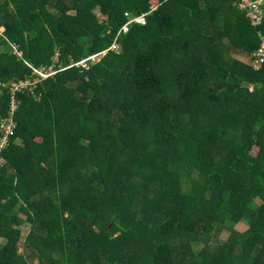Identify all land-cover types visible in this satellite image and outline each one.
<instances>
[{"label":"trees","instance_id":"trees-1","mask_svg":"<svg viewBox=\"0 0 264 264\" xmlns=\"http://www.w3.org/2000/svg\"><path fill=\"white\" fill-rule=\"evenodd\" d=\"M239 2L0 0V117L53 71L0 150V264H264V65L234 56L264 21Z\"/></svg>","mask_w":264,"mask_h":264},{"label":"built area","instance_id":"built-area-1","mask_svg":"<svg viewBox=\"0 0 264 264\" xmlns=\"http://www.w3.org/2000/svg\"><path fill=\"white\" fill-rule=\"evenodd\" d=\"M239 8L247 13L248 18L251 23L255 26L260 25L264 21V0H240ZM135 21L140 23H145L144 17L135 19ZM130 23V22H129ZM128 23V24H129ZM128 24L122 28L123 32L127 31ZM261 43L252 58L249 60V64L255 69H259L264 65V36H261ZM116 48V46H113ZM96 56H92L85 59L79 63V66H87V61L95 60ZM37 74L32 80L26 79L18 82H11L8 88L9 95V107L7 113L0 117V150H4L11 143V136L14 134L17 128V122L15 119V113L17 112L18 99L17 92H19L23 87H28L35 85L39 78H45L49 74L53 73L51 68L34 69Z\"/></svg>","mask_w":264,"mask_h":264},{"label":"rangeland","instance_id":"rangeland-1","mask_svg":"<svg viewBox=\"0 0 264 264\" xmlns=\"http://www.w3.org/2000/svg\"><path fill=\"white\" fill-rule=\"evenodd\" d=\"M96 13H97L99 19L102 20L103 17L99 14V12L96 11ZM0 32H2V29H0ZM237 54H238V55H242V54H239V53H237ZM242 56H243V55H242ZM101 57H102V56H100L99 58H101ZM247 228H248V225L245 224V223H244V224L240 223V224H237V225L235 226V230H236L237 232H239V233H243L244 231H246ZM29 229H30V228H29L28 225H25V226L23 225V226H22V231H23L22 235H24V236L27 235ZM230 236H231L232 238H234V236L231 235L230 231L225 230V231H223V232L219 235V237H214L212 244H213L214 246H215V244L219 245V244H221V242H224V241L228 240V238H229Z\"/></svg>","mask_w":264,"mask_h":264},{"label":"crops","instance_id":"crops-1","mask_svg":"<svg viewBox=\"0 0 264 264\" xmlns=\"http://www.w3.org/2000/svg\"><path fill=\"white\" fill-rule=\"evenodd\" d=\"M234 56H235V58L241 60L242 62H244L246 64L249 63L250 58L247 56H244V55L242 56V55H238V54H234Z\"/></svg>","mask_w":264,"mask_h":264}]
</instances>
